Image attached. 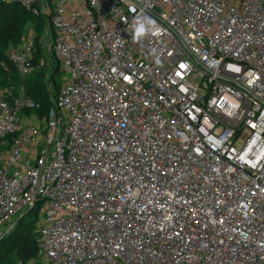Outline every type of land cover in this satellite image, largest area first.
<instances>
[{
    "label": "built area",
    "instance_id": "1",
    "mask_svg": "<svg viewBox=\"0 0 264 264\" xmlns=\"http://www.w3.org/2000/svg\"><path fill=\"white\" fill-rule=\"evenodd\" d=\"M0 1L66 73L46 115L0 87V228L41 215L18 264H264V0ZM36 37L7 50L23 78Z\"/></svg>",
    "mask_w": 264,
    "mask_h": 264
},
{
    "label": "trees",
    "instance_id": "2",
    "mask_svg": "<svg viewBox=\"0 0 264 264\" xmlns=\"http://www.w3.org/2000/svg\"><path fill=\"white\" fill-rule=\"evenodd\" d=\"M13 17H15V22L20 25L26 24L29 20H35L34 29L37 32V37L32 57V64L35 68L26 78L21 77L16 65L7 55L9 44H16L18 41H21L18 37L22 35L21 33H17L16 29L11 28V25L8 27ZM46 24L45 17L34 14L20 3L0 1V84H12L15 88L24 85L26 95L40 105L38 112L41 115L48 114L50 107L53 105L48 80H52L55 92H58L61 85L60 79L56 78L58 73L56 71L60 68L59 61L55 69L53 66L54 70L48 76L45 67L50 64L38 66L41 58L46 56V52L43 51L45 45L42 44L40 39L45 31ZM51 34L54 37L53 31ZM47 60L49 61V57ZM34 213L36 211H30L23 216L17 223L14 233L0 239V264H18L20 261L25 262L36 255L38 240L36 231L37 220L32 217ZM11 251H14L15 255L8 253Z\"/></svg>",
    "mask_w": 264,
    "mask_h": 264
},
{
    "label": "rangeland",
    "instance_id": "3",
    "mask_svg": "<svg viewBox=\"0 0 264 264\" xmlns=\"http://www.w3.org/2000/svg\"><path fill=\"white\" fill-rule=\"evenodd\" d=\"M10 25H11V28L16 29L17 33H21L22 34L18 38H19V40L23 41L25 39V37H27V35L30 32L34 31L35 20H29L26 24L20 25L17 22H15V17H13V18H11V23L8 24V27H10ZM40 39L42 41V44L45 45V47L43 48V51L46 52V54L49 55V64L50 65L49 66L46 65V67H45L46 74L48 76V75H50L52 73V71L55 69L56 64L58 63V60L56 59V57L54 55V52H53V50H51L52 48L50 47L52 45L53 35L51 33H49L48 35L45 34V35H42V37ZM21 41H18V43H16V44L10 43L9 46H8V48L17 46L19 43H21ZM47 41L49 42V47H47L46 44H45ZM53 66H54V69H53ZM56 72H58L57 75H56V78L57 79H60V81L62 79H64L66 73H64L63 71H61L60 68ZM56 72L54 71V73H56ZM12 81H14V79H12ZM7 86H13L15 88V86L12 85V84H10V85H8V83L7 84H0V87H7ZM17 89H18V86L14 90H17ZM34 214H33L32 217L35 220H39L41 218V215L40 214L39 215L36 214V213H34ZM12 225H13V223L11 221H9V222L6 223L5 226H3V227L0 228V239H2L3 237L8 236V235L14 233V230L16 229V225L17 224L14 225L13 227H12ZM5 251H7V249H5ZM8 253L10 255H15V252L14 251L13 252L11 251V252H8ZM32 258H36V257H32ZM31 259H29L28 262L31 261Z\"/></svg>",
    "mask_w": 264,
    "mask_h": 264
},
{
    "label": "clouds",
    "instance_id": "4",
    "mask_svg": "<svg viewBox=\"0 0 264 264\" xmlns=\"http://www.w3.org/2000/svg\"><path fill=\"white\" fill-rule=\"evenodd\" d=\"M158 31L159 29L155 19L148 16H135L128 32L131 35V39L139 43L149 35H157Z\"/></svg>",
    "mask_w": 264,
    "mask_h": 264
},
{
    "label": "water",
    "instance_id": "5",
    "mask_svg": "<svg viewBox=\"0 0 264 264\" xmlns=\"http://www.w3.org/2000/svg\"><path fill=\"white\" fill-rule=\"evenodd\" d=\"M53 46V43H52V45H51V47Z\"/></svg>",
    "mask_w": 264,
    "mask_h": 264
}]
</instances>
